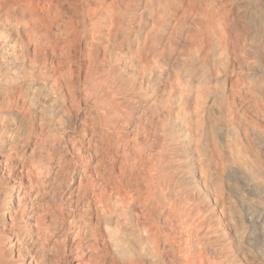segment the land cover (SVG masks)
I'll return each mask as SVG.
<instances>
[{"label":"bare ground","instance_id":"obj_1","mask_svg":"<svg viewBox=\"0 0 264 264\" xmlns=\"http://www.w3.org/2000/svg\"><path fill=\"white\" fill-rule=\"evenodd\" d=\"M0 264H264V0H0Z\"/></svg>","mask_w":264,"mask_h":264}]
</instances>
